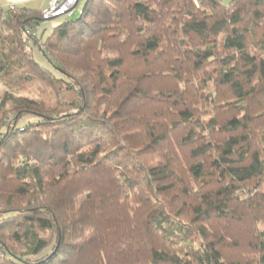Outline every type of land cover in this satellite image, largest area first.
<instances>
[{"label":"trees","instance_id":"16d2710c","mask_svg":"<svg viewBox=\"0 0 264 264\" xmlns=\"http://www.w3.org/2000/svg\"><path fill=\"white\" fill-rule=\"evenodd\" d=\"M80 10L0 2V264H264V0Z\"/></svg>","mask_w":264,"mask_h":264},{"label":"built area","instance_id":"2783aa9c","mask_svg":"<svg viewBox=\"0 0 264 264\" xmlns=\"http://www.w3.org/2000/svg\"><path fill=\"white\" fill-rule=\"evenodd\" d=\"M79 0H46V7L41 11V18L48 20L55 17L68 18L76 10L81 13L80 8H77ZM7 7L12 12L16 11V5L10 4Z\"/></svg>","mask_w":264,"mask_h":264},{"label":"rangeland","instance_id":"374dc122","mask_svg":"<svg viewBox=\"0 0 264 264\" xmlns=\"http://www.w3.org/2000/svg\"><path fill=\"white\" fill-rule=\"evenodd\" d=\"M86 0H79L77 8H82ZM223 4H228L231 0H221ZM62 17H55L45 21H42L37 29V33H43V38L49 35L53 29V27L61 21ZM45 23V24H44ZM44 28V29H43ZM34 56L36 61L40 63H45L41 54L37 49H34ZM5 88L0 83V94L5 92ZM19 95H27V96H38L39 95V88L37 84H30L25 87V90L20 92Z\"/></svg>","mask_w":264,"mask_h":264},{"label":"crops","instance_id":"0c3cea01","mask_svg":"<svg viewBox=\"0 0 264 264\" xmlns=\"http://www.w3.org/2000/svg\"><path fill=\"white\" fill-rule=\"evenodd\" d=\"M0 2L3 7H7L10 4H15L18 7H27L38 11H42L46 7V0H0ZM37 34L42 35L43 33Z\"/></svg>","mask_w":264,"mask_h":264}]
</instances>
